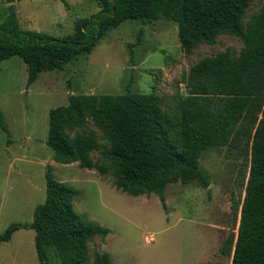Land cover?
<instances>
[{"label": "trees", "instance_id": "obj_1", "mask_svg": "<svg viewBox=\"0 0 264 264\" xmlns=\"http://www.w3.org/2000/svg\"><path fill=\"white\" fill-rule=\"evenodd\" d=\"M93 1L99 11L76 20L73 32L61 38L18 30L9 6L0 24V63L20 58L29 87L42 72L61 71L91 53L110 29L126 21L161 18L176 25L185 52L198 43L213 44L221 32L236 36L243 48L237 57L225 51L193 64L182 77L187 95L177 97L171 111H162L151 94L70 95L67 105L48 113L46 145L53 161L77 163L103 177L111 173L116 190L132 197L153 194L163 202L170 184L196 183L208 189V179L199 167L203 153L221 147L236 150L244 159L243 197L232 199L231 230L220 254L231 257V264H264V6L242 24L243 10L251 0ZM86 117L113 143L111 150L103 152L109 165L93 161L91 154L100 145L92 131L71 134L84 125ZM0 127L8 132L1 110ZM45 192L32 223L11 224L0 234V243L10 241L19 229H29L35 233L39 264H88L87 243L95 237L106 238L111 231L74 211L72 203L79 190L46 174ZM93 264L112 261L107 253H96Z\"/></svg>", "mask_w": 264, "mask_h": 264}, {"label": "rangeland", "instance_id": "obj_2", "mask_svg": "<svg viewBox=\"0 0 264 264\" xmlns=\"http://www.w3.org/2000/svg\"><path fill=\"white\" fill-rule=\"evenodd\" d=\"M0 0V24L13 7L20 31L47 33L55 38L73 32L75 21L99 11L93 0ZM264 6L251 0L242 24ZM242 42L229 32L213 44L198 43L189 52L180 48L177 27L158 21H126L110 29L91 53L81 55L61 71L42 72L26 86L27 68L18 57L0 63V110L8 132L0 127V234L11 224L30 225L37 205L44 202L46 174L80 191L73 209L109 229L106 238L87 243L88 264L96 253H107L112 264H231L220 247L231 230V202L243 197V157L228 147L208 150L199 167L209 187L170 184L164 201L156 195L132 197L112 186L113 176L59 164L46 145L48 113L67 105L70 95L119 96L127 92L153 95L162 111L174 108L187 95L183 75L205 57L229 52L237 57ZM92 131L100 150L93 161L109 165L103 156L113 148L110 137L86 117L74 132ZM209 191V196L207 194ZM165 205V209L163 207ZM33 230L19 229L0 243V264H39Z\"/></svg>", "mask_w": 264, "mask_h": 264}]
</instances>
